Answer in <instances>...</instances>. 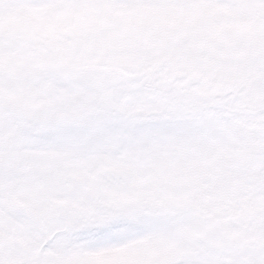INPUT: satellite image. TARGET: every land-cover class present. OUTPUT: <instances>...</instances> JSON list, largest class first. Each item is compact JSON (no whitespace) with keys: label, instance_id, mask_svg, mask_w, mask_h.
I'll return each instance as SVG.
<instances>
[{"label":"snow or ice","instance_id":"snow-or-ice-1","mask_svg":"<svg viewBox=\"0 0 264 264\" xmlns=\"http://www.w3.org/2000/svg\"><path fill=\"white\" fill-rule=\"evenodd\" d=\"M0 264H264V0H0Z\"/></svg>","mask_w":264,"mask_h":264}]
</instances>
